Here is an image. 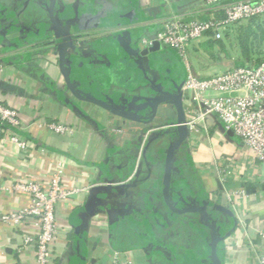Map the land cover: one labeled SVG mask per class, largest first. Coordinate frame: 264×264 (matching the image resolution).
Segmentation results:
<instances>
[{
    "label": "crops",
    "instance_id": "0c3cea01",
    "mask_svg": "<svg viewBox=\"0 0 264 264\" xmlns=\"http://www.w3.org/2000/svg\"><path fill=\"white\" fill-rule=\"evenodd\" d=\"M52 3L0 0V102L19 112L21 133L31 141L27 150L11 142L0 150V212L30 204L17 182L47 179L63 167L68 183L94 186L76 195L75 204L62 205L51 264H113L118 251L127 252L133 264H212L213 230L201 213L173 209L168 196L177 209L210 206L222 264H261L264 164L216 114L191 126L195 115L184 102L189 135L170 156L178 140L176 127H166L178 122L173 101L161 103L153 119L136 121L64 90L52 12L81 47L73 73L77 91L149 117L155 97L183 95L187 70L171 47L141 55L140 38L153 36L166 15L193 13L205 0ZM209 40L189 47L199 77L222 71L195 64L193 53ZM45 121L73 132L56 133ZM107 182L114 184L112 191L104 188ZM36 228L0 222V264H37L36 249L22 246L25 231Z\"/></svg>",
    "mask_w": 264,
    "mask_h": 264
},
{
    "label": "built area",
    "instance_id": "2783aa9c",
    "mask_svg": "<svg viewBox=\"0 0 264 264\" xmlns=\"http://www.w3.org/2000/svg\"><path fill=\"white\" fill-rule=\"evenodd\" d=\"M167 1L171 3L173 0ZM252 18L264 20V0H205L204 7L198 11L188 14L172 12L160 19L156 33L141 37L139 44L141 49H145L160 42L173 48L185 64L187 77L182 96L195 115L191 126L210 114H216L225 128L237 135L264 164V61L199 77L189 59V47L193 43L209 33L220 39L232 25ZM64 90H67L66 86ZM43 125L59 134L73 132L70 126L56 122L45 121ZM22 130L19 112L0 102V150L6 142L22 150L29 149L31 141L22 135ZM113 185L107 182L104 187ZM93 186L80 187L68 183L63 167H59L47 179L19 181L15 188L27 191L31 202L23 208L0 212V222L14 227L35 223L36 231H25L22 246L36 249L37 264H51L50 254L61 236L59 223L62 205L75 204L76 195L82 191L89 192ZM260 234L264 247V229ZM260 263L264 264V252ZM113 264H133V261L127 252L118 251Z\"/></svg>",
    "mask_w": 264,
    "mask_h": 264
},
{
    "label": "water",
    "instance_id": "95a60500",
    "mask_svg": "<svg viewBox=\"0 0 264 264\" xmlns=\"http://www.w3.org/2000/svg\"><path fill=\"white\" fill-rule=\"evenodd\" d=\"M55 1L53 0V6L55 5ZM52 20L55 24V32H56V37L59 38L58 40V49L57 53L59 56V62H60V69L62 73L65 76V86L67 87V90L65 91L66 93L70 92L72 95L77 97L78 99L82 100H88L93 103H96L105 109L111 111L112 113L116 115H120L122 117H125L127 119L131 120H136V121H145V120H151L155 117L159 105L161 103H164L165 101H173L176 105L177 113H178V122L177 123H172L176 124L174 127L175 133L178 135V140L175 141L172 145V148L170 150V156L174 154L175 150L184 142V140L188 137L189 135V128L186 123L185 119V110H184V101H183V96L182 93L180 92L173 94H161L157 97H155L153 100L152 104V115L149 117H138L136 115L130 114L126 112L121 105L115 104L113 100H109L108 102L105 101L104 99L97 98L93 95H89L87 93L81 94L79 91L74 86V78H73V73H74V68H75V58L78 55V51L80 50V46H78L73 39L71 33L66 31V28L61 25L59 22L55 20L54 13L52 12ZM135 18V12H132L130 21H134ZM57 43V42H56ZM163 46L160 42H155L152 46L145 48L140 51L141 55H147L149 52L159 50ZM127 48L132 51V48L127 45ZM181 86H177V89L180 91ZM73 105V103H72ZM170 162L171 160H168L167 163V175H166V191L168 192V195L170 193ZM106 191H112L113 187L112 186H106L104 187ZM171 196V195H170ZM168 202L171 205V207L175 210H177L180 213L188 212V211H195L199 212L202 214L204 219L206 220L207 224L209 227L213 230L214 234V239H213V245H212V257H213V262L212 264H222L217 256V244L219 243L221 237L218 233V226L216 220L209 214L210 206H201L198 207L196 205H193L191 207H186L184 209H177L175 206H173V203L168 196Z\"/></svg>",
    "mask_w": 264,
    "mask_h": 264
},
{
    "label": "rangeland",
    "instance_id": "374dc122",
    "mask_svg": "<svg viewBox=\"0 0 264 264\" xmlns=\"http://www.w3.org/2000/svg\"><path fill=\"white\" fill-rule=\"evenodd\" d=\"M240 27L241 26L239 24L232 25L220 38V43H216L210 39L209 42L205 43L203 47L198 48L199 53H193L195 64L197 66H213L221 69L222 71L219 73H222L236 66L245 64L256 65L259 59H261L259 63L264 61V40L262 41L259 48V51L263 52L262 54L255 53L250 57L244 55L237 38Z\"/></svg>",
    "mask_w": 264,
    "mask_h": 264
},
{
    "label": "trees",
    "instance_id": "16d2710c",
    "mask_svg": "<svg viewBox=\"0 0 264 264\" xmlns=\"http://www.w3.org/2000/svg\"><path fill=\"white\" fill-rule=\"evenodd\" d=\"M247 23L239 24L238 42L245 56H252L255 53L262 54L259 51L260 45L264 40V20L261 18H252ZM210 39L216 43H220V39H216L213 33H209ZM261 61L259 59L256 65Z\"/></svg>",
    "mask_w": 264,
    "mask_h": 264
}]
</instances>
